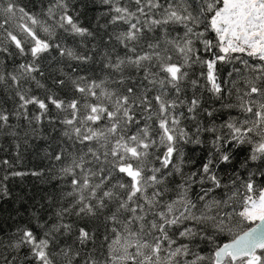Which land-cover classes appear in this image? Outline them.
<instances>
[{
	"label": "trees",
	"instance_id": "obj_1",
	"mask_svg": "<svg viewBox=\"0 0 264 264\" xmlns=\"http://www.w3.org/2000/svg\"><path fill=\"white\" fill-rule=\"evenodd\" d=\"M68 2L74 6L79 24L87 27L91 35H67L56 29V24L47 15L52 0H19L35 16L37 23L33 24L27 15L18 11L14 16L10 15L7 30L0 29V45L10 47L12 53L6 57V64L0 61V73L16 71L19 75L18 65L31 60L30 53L21 57L15 47L10 45L8 37L9 32L17 35L30 52L35 41L25 26L32 29L41 41H60L62 46H66V51L70 48L76 56L91 57L87 63H80L67 55L59 56L56 48L43 53L37 63L41 64L45 75H35L47 87H39L33 81L30 95L42 100L55 95L57 99L65 100V104L61 109L50 106L41 122L34 115L39 110L30 105L28 111L33 113L31 125L27 120L13 116L10 124L20 135L13 137L7 128L4 134H0V162H11L10 166L0 163V239H15L11 235L16 228L28 225L47 242V246L42 243L36 249L37 252H45L47 264H169L164 248L159 252L154 250L157 238L163 239L164 233L160 231V226L167 224L164 232L175 238L180 225L173 227L171 220L184 211L186 204V201L176 199L177 193L181 191L177 185L191 173H200L202 165L210 158V152L215 149L211 143L212 134L202 132L201 144L178 145L183 152V175L175 171L181 163L178 157L170 168H166L161 157L171 145L160 123L168 121V130L174 136L178 134L179 128L170 123L171 109L165 113L153 100L154 107L150 112L147 105L141 103V85L155 90L148 93L150 96L154 97L161 87L174 96L171 88L174 82L170 80L165 68L169 64H183V57L175 45L167 42H161L159 48L149 50L145 45L151 39L150 36H146L141 43H130V46L137 48V53L129 52L117 39L120 30L126 25L109 23L108 5L103 0ZM185 2L197 12L200 11L201 0ZM221 6L217 4V7ZM60 11L62 9H57V13ZM206 15L210 19L212 13ZM206 23L207 20L202 21L196 30L203 31ZM45 26L50 28L47 33L44 31ZM167 27L172 37H183V25ZM52 30L57 32L55 39L51 35ZM109 35L113 37L112 42L102 43V39ZM204 38L215 45V34L210 30L205 32ZM214 50L218 52V49ZM145 51L149 52L151 58L141 61L139 70L125 60L124 83L116 82L117 73L105 66L109 58L115 62L117 56L124 58ZM233 56L238 59L217 62L215 66L218 82L222 86V98H219L207 90L206 65L198 62L213 59V53L206 52L202 43L194 41L189 65L183 69L188 76L180 82L181 98L190 102L195 96L201 103L194 118H182V126L186 131L194 132L198 124L203 127L213 121V117L207 115L208 110L213 111L217 126L229 119H243L245 114L239 107L225 108L223 105L239 104L237 93L243 92L249 79L264 74V61L239 53ZM0 58H5L3 53H0ZM70 65L79 71L72 73ZM65 70L77 77L83 92L75 91L70 82L56 91L57 86L52 83L53 72ZM145 70L148 73L146 79ZM202 71L205 76L201 75ZM81 76L86 79H80ZM193 79L199 81L196 86L191 83ZM93 80L97 84H92ZM129 87L137 91L131 94L126 103L123 97L129 95ZM13 91L0 84V108L10 113L17 103L10 97ZM73 99L77 100L76 108L71 107ZM162 100L166 103L163 95ZM94 107L95 112L92 110ZM175 111L183 112L184 117L190 115L187 105ZM130 115L133 116L132 120H129ZM48 116L53 117L54 122H50ZM95 117L100 119L94 122ZM69 119L73 122L68 123ZM25 132L28 133L26 137ZM250 151L249 144L233 149L234 154L228 163H218L217 154V162L212 165V170L221 182V187L214 189L210 198L223 201L228 199L229 193H233L235 195L232 200L240 201L236 205L239 210L247 193L245 185L251 180L254 191L250 195L258 199L259 192L264 190V179L259 175H250L258 167V163H245ZM12 172L24 174L12 176ZM33 172L37 175H32ZM196 179L198 182L189 190L193 200L201 189L200 176ZM203 187H212L211 182L205 180ZM169 201H172L171 211ZM203 204L197 201L195 210L206 211ZM224 210L231 211V205L221 203L212 209L213 212ZM235 219L239 221L240 218L236 216ZM181 224L186 225L183 217ZM55 225L60 227L57 229ZM82 230L86 236L81 234ZM233 235L213 232L211 242L197 241L193 250L205 257L201 264H213L215 250L230 242ZM29 247L35 245L8 252L9 256L18 257L14 264H19L20 258L29 255ZM24 264L34 262L24 261Z\"/></svg>",
	"mask_w": 264,
	"mask_h": 264
},
{
	"label": "snow or ice",
	"instance_id": "obj_2",
	"mask_svg": "<svg viewBox=\"0 0 264 264\" xmlns=\"http://www.w3.org/2000/svg\"><path fill=\"white\" fill-rule=\"evenodd\" d=\"M103 3L108 5L109 23L126 25L120 30L117 39L127 51L137 53V48L130 46V43H141L146 36H150L151 39L145 45L149 50L159 48L161 42H167L175 45L177 52L183 57V64H169L165 68L170 80L174 82L171 84L174 96L161 87L160 91L153 97L148 93L155 90L147 88L143 84L141 85L143 90L141 103L147 105L150 112L154 107L153 100L155 105H158L165 113L171 109L170 123L179 128L178 134L174 136L168 130V121L160 123V127L164 129L167 135V141L171 145L167 147L164 156L161 157L165 167L170 168L174 163V159L178 157L181 163L175 171L183 175L181 167L184 162L183 152L178 145L182 146L188 143L199 145L202 143L200 138L202 132L212 134L211 143L215 151L210 152V158L202 165L200 173H191L187 179L177 185L181 191L177 193L176 199L184 200L186 204L184 211L173 217L171 225L176 227L179 224L180 230L176 233L175 238H171L167 232H164L168 225L161 224L160 231L164 233L163 239L157 238L154 250L159 252L161 248H164L169 264H201L205 257L193 250L197 241L206 240L211 242L213 232H228L234 233L233 238L231 242L225 243L218 247V250H215L213 264H238V262L239 264H264V190L259 192L258 199L254 198L250 195L254 191V185L249 180L245 185L247 193H245L242 207L239 210H237L236 205L240 204V201L232 200V196L235 195L233 193H229L228 199L223 201L210 198L211 192L221 187V182L212 170V165L217 162V154L218 163H228L234 154L233 149H239L244 144L251 145L250 155L245 163L248 161L258 163L256 172L250 173V175H259L264 179V74L247 81V87L243 92L237 93L238 105H223L225 108L239 107L245 114L242 120L229 119L217 126L214 122L213 111L208 110L207 115L213 117V121L203 127L198 124L194 132L185 130L182 126V118H194L201 101L195 96L190 102L181 98L182 88L180 87V82L188 76L187 71L183 69L189 65L194 41L202 43L206 52L211 51L213 53V59L198 62L206 65L207 90L219 98H222L220 97L222 86L217 79L215 67L217 62L238 59V57L233 56L236 53L264 61V0H201L202 6L199 12L195 8L189 7L185 0H123V3H121V0H103ZM217 4H222V6L217 7ZM57 9H62V11L57 13ZM18 11L27 15L33 24L37 23L35 16L29 13L25 6L19 3V0H0V29L7 30L10 15L14 16ZM74 13L75 8L69 5L68 0H52L47 9V15L56 24V29L62 30L67 35H91L87 27L79 24ZM207 13H212L210 19L206 15ZM204 20H207L204 30L197 31V27ZM168 25H183L185 29L183 37H172ZM25 30L35 41L30 52L25 49L17 35L9 32L8 37L10 45L15 47L19 55L24 57L30 53L31 60L18 65L19 75L16 71L0 73V84L14 90L10 93V97L17 102L14 111L11 113L4 108H0V134H4V129L7 128L13 137L19 136L20 132L10 124V119L13 116L17 119L23 118L31 125L33 113L30 114L28 111L30 105H34L39 110L34 115L36 120L41 122L44 115L50 110V106L61 109L65 104V100L57 99L55 95H49L46 100L30 95L31 82L33 81L39 87H47L35 75L36 73L41 76L45 75L41 64L37 63L41 55L50 52L52 48H56L59 56L64 57L67 55L80 63H87L91 59L89 56H76L70 48L66 51V46H62L60 41L55 43L41 41L36 37L35 32L28 29L27 26H25ZM208 30L215 34V45L211 40L204 38L205 32ZM44 31L49 32V26H45ZM51 35L55 39L57 32L52 30ZM112 39L113 37L110 35L105 36L102 43L109 44ZM214 49H218V52ZM0 53H3V57H5L0 58V61L6 64L8 61L6 57L12 55L11 48L0 45ZM150 58L149 52L145 51L124 58L117 56L115 62L109 58L105 66L117 73L116 82L124 83L126 79L123 68L125 60L129 64L135 65L139 70L141 67L140 62ZM169 59L171 60V56ZM245 63L247 62L245 61ZM70 67L72 73L79 71L74 65H70ZM53 73L52 83L57 86L56 91H59L69 82L74 86L75 91H84L77 83V77L72 73L66 70ZM147 75V70H145V79ZM201 75L205 76V73L202 71ZM80 79H86V77L81 76ZM91 83L97 84L95 80ZM148 83L151 84L152 81H148ZM191 83L196 86L199 81L193 79ZM127 91L129 95L123 97L126 103L129 102L131 94L136 93L137 90L129 87ZM162 95L166 103L163 102ZM76 105L77 100L73 99L71 107L76 108ZM185 105H187V112L190 114L188 117H184L183 112L175 111L178 107H184ZM133 106L135 105L133 104ZM92 110L95 112V107ZM108 115L111 117V112ZM48 119L50 122H54L53 117L48 116ZM89 119L93 118L89 117ZM99 119L100 117H95L94 122ZM132 119L133 116L130 115L129 120ZM67 122L72 123L73 121L69 119ZM27 135L28 133L25 132L24 136ZM256 137L259 139L257 140ZM144 146L147 147V145ZM17 147H19V144H17ZM0 163L9 166L11 164L8 160ZM23 174L21 172L10 173L12 176ZM32 175H37V173L33 172ZM198 175L200 176L201 189L196 194L195 200H193L190 198L189 190L198 182L196 179ZM7 178L8 174L5 175V179ZM205 180L210 181L212 187L204 188L203 182ZM105 195L107 196L108 193L106 192ZM197 201L204 202L203 206L206 211L198 212L195 210L197 209ZM221 203L231 205V211L213 212L212 209ZM168 207L171 211L172 201H169ZM236 216L240 218L239 221H236ZM161 217L163 218V212ZM181 217H183L186 225L181 224ZM54 227L58 229L60 226L55 225ZM81 234L83 236L87 235L83 230ZM11 236L15 239H0V250H7L0 252V264H14L18 257L16 255L9 256L8 252L19 251L23 247L31 245H35V247H29V255L20 258L19 264H24V261H33L34 264H41V262L47 264L44 259L45 252L43 250L37 252L36 250L42 243L47 246V242L42 240L32 227L20 225ZM180 240L187 242L178 243ZM165 241H167V244H165ZM181 257H183V260H181Z\"/></svg>",
	"mask_w": 264,
	"mask_h": 264
},
{
	"label": "water",
	"instance_id": "obj_3",
	"mask_svg": "<svg viewBox=\"0 0 264 264\" xmlns=\"http://www.w3.org/2000/svg\"><path fill=\"white\" fill-rule=\"evenodd\" d=\"M230 242H231V241H230ZM227 243H229V242H227ZM224 244H225V243H224ZM222 245H223V244H222ZM222 245H221V246H222ZM217 250H218V249H217Z\"/></svg>",
	"mask_w": 264,
	"mask_h": 264
}]
</instances>
